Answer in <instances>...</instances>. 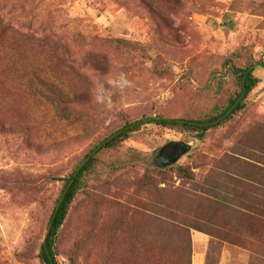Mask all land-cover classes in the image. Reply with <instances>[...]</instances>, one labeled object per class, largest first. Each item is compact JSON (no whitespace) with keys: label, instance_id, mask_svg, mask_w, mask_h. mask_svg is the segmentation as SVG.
Segmentation results:
<instances>
[{"label":"rangeland","instance_id":"374dc122","mask_svg":"<svg viewBox=\"0 0 264 264\" xmlns=\"http://www.w3.org/2000/svg\"><path fill=\"white\" fill-rule=\"evenodd\" d=\"M259 63L264 0H0V264H41L64 179L95 144L135 120L219 114L248 67L244 109L202 137L151 124L98 152L56 259L264 264Z\"/></svg>","mask_w":264,"mask_h":264},{"label":"trees","instance_id":"16d2710c","mask_svg":"<svg viewBox=\"0 0 264 264\" xmlns=\"http://www.w3.org/2000/svg\"><path fill=\"white\" fill-rule=\"evenodd\" d=\"M259 66L264 68V63H259ZM252 72L253 67L237 69L239 92L234 98L229 100L228 105L219 114L213 117L204 120L150 118L146 120L141 119L127 122L114 133L108 137H105L103 140L89 149L81 162L74 168L68 177L64 179L62 189L58 195L55 206L48 220L46 235L40 246V263L58 264L56 259V243L59 230L68 216L73 201L83 188L87 175H89V173L93 172L95 169L98 162L96 158L98 152L105 149H115L119 147L135 132L151 124L172 130L187 131L189 133L196 134L198 137H202L209 129L220 125L226 119L244 109L245 100L248 94L259 83V79L254 76ZM169 151L172 150L169 149ZM178 170L181 174L190 176L184 168L179 167ZM255 216L264 217V213H257ZM194 229L204 232L202 228L195 227ZM209 235H212L211 232ZM189 264H191V261H189Z\"/></svg>","mask_w":264,"mask_h":264},{"label":"water","instance_id":"95a60500","mask_svg":"<svg viewBox=\"0 0 264 264\" xmlns=\"http://www.w3.org/2000/svg\"><path fill=\"white\" fill-rule=\"evenodd\" d=\"M174 145H181V149H179L178 151L176 150V146L172 151H166L164 148H162L155 156L154 158V163L158 166V167H166L169 165L174 164L179 158L180 156L185 153L188 149H190V145L186 144V143H176Z\"/></svg>","mask_w":264,"mask_h":264},{"label":"crops","instance_id":"0c3cea01","mask_svg":"<svg viewBox=\"0 0 264 264\" xmlns=\"http://www.w3.org/2000/svg\"><path fill=\"white\" fill-rule=\"evenodd\" d=\"M204 257L202 256V253H199L197 256L194 257L195 264H201V262L204 261Z\"/></svg>","mask_w":264,"mask_h":264},{"label":"flooded vegetation","instance_id":"af4514ba","mask_svg":"<svg viewBox=\"0 0 264 264\" xmlns=\"http://www.w3.org/2000/svg\"><path fill=\"white\" fill-rule=\"evenodd\" d=\"M170 149V148H169ZM169 149H167L166 151H169ZM171 150V149H170Z\"/></svg>","mask_w":264,"mask_h":264}]
</instances>
